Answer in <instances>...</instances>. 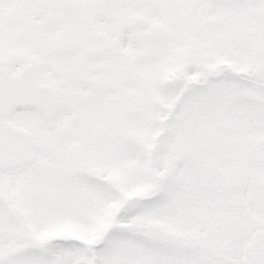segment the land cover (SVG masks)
Returning a JSON list of instances; mask_svg holds the SVG:
<instances>
[{
  "label": "snow or ice",
  "instance_id": "1",
  "mask_svg": "<svg viewBox=\"0 0 264 264\" xmlns=\"http://www.w3.org/2000/svg\"><path fill=\"white\" fill-rule=\"evenodd\" d=\"M0 264H264V0H0Z\"/></svg>",
  "mask_w": 264,
  "mask_h": 264
}]
</instances>
